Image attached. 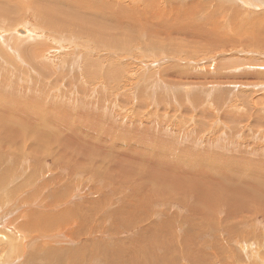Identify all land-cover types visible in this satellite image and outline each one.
<instances>
[{
  "label": "bare ground",
  "instance_id": "bare-ground-1",
  "mask_svg": "<svg viewBox=\"0 0 264 264\" xmlns=\"http://www.w3.org/2000/svg\"><path fill=\"white\" fill-rule=\"evenodd\" d=\"M29 11L33 37L18 23ZM241 41L260 58L196 68H214L213 80L173 82L161 65L177 52L207 64L214 57L205 52L229 45L234 52ZM7 44L13 57L0 47V264H264V133L255 135L264 117V0H0V46ZM147 46L140 65L125 63L132 77L123 88L147 94L153 106L134 120L108 118L121 85L117 58ZM244 87L253 90L246 95ZM221 88L216 113L190 94L201 89L210 99ZM227 102L231 114L247 107L245 116H229ZM175 117L182 125L171 124ZM116 122L127 125L123 138Z\"/></svg>",
  "mask_w": 264,
  "mask_h": 264
},
{
  "label": "rangeland",
  "instance_id": "rangeland-1",
  "mask_svg": "<svg viewBox=\"0 0 264 264\" xmlns=\"http://www.w3.org/2000/svg\"><path fill=\"white\" fill-rule=\"evenodd\" d=\"M24 16H23V18H21L19 21H18V23H19V25L21 24L22 26H24L25 27V25H26V27H28L29 29H28V33H29V37H33V26H32V23L31 22H33L34 20L33 19H31L32 17H31V13H30V11L28 12V13H26V12H24V14H23ZM28 16V17H27ZM26 18V19H25ZM16 24H17V20H15L14 21ZM28 22V23H27ZM30 23V24H29ZM20 25V26H21ZM30 30V31H29ZM32 33V34H31ZM32 35V36H31ZM225 35H227V34H225ZM39 37V36H38ZM37 37V38H38ZM39 40L40 39H42L41 38V36L38 38ZM25 40V39H24ZM44 40V39H43ZM12 39H10V43H12ZM38 41V40H37ZM41 41V40H40ZM25 42V41H24ZM31 42V43H30ZM47 42V43H46ZM29 45L30 46H32L33 45V43H32V41H30L29 40ZM41 43H43V42H41ZM44 43H46L47 45H52L53 43H51L50 42V40L48 41V40H46V41H44ZM244 43V44H243ZM54 45V44H53ZM52 45V46H53ZM244 45V46H243ZM246 44H245V42L244 41H241L240 43H239V46L238 47H236L235 49H233L232 51H234V52H231L230 51V49H231V45H229V51L228 50H226V49H216V50H213V49H210L209 50V52H205L203 55H201V56H205V55H209V57H214V59H213V61L212 62H210V60L209 61H207V62H205V63H207V64H204V62H200V61H198V59L196 58L195 59V61H191V59H190V61L188 60V59H186V55L187 54H185V53H183V52H177V54H174V55H171L172 56V59L173 60H171L170 61V63H167L166 62V64H162L161 63V65L162 66H167L169 69H168V72H167V75H168V78L169 79H171V80H173V82H176V79H179V80H183V83H186V81H187V83H189V82H191V83H194L193 81L194 80H196V78L198 79V80H196V81H199L200 80V82L199 83H202V81H203V79H201V77L202 76H204V75H208L207 76V81H209V80H213V78H212V75L213 74H215V76L218 74L217 72H216V70L213 68V70H208V71H202V70H199L198 69V71H196V68H198V67H205V66H216V65H222V64H225V63H227V62H229V66H233L234 64H235V62L234 61H236L237 59L239 60H241V58L243 59V60H255L254 58L255 57H257V58H260L258 55H257V52L255 51L256 49H253V48H251L250 46H248V44L245 46ZM243 46V47H242ZM1 48H2V52H6L5 54L7 55V57H13L12 55H13V53H12V51L10 50V44H7L6 46H0ZM201 48V46L200 47H197V50L199 51V49ZM239 49V51H236V50H238ZM219 50V51H218ZM229 53H228V52ZM142 52V53H141ZM131 53V54H130ZM145 53V54H144ZM166 54H168L169 52H165ZM221 53V54H220ZM226 53V54H225ZM239 53V54H238ZM12 54V55H11ZM148 54H150V49H149V47L147 46V48H145V49H139V50H137V49H135V50H129V51H127L126 52V56H128L127 58L124 56V57H121V58H119L118 56H119V54L117 55V63H116V66H115V69L117 70V72H116V75H115V80H117L116 82H117V84L118 83H120L121 82V85L120 84H118V85H120V86H118L119 88H118V90L115 92V95H114V102H113V104H114V107L112 108L113 109V111H110V113L108 114L109 115V117L108 118H112L113 119V117H114V119L115 120H117L119 117H124V116H126L127 118H126V120L128 121V119L129 120H134V118H135V116L137 115L136 114V110H139V111H141V110H144V109H147V107H149V108H151L153 105H152V103H151V101H150V99H148V95L147 94H142V93H139L138 95L137 94H134V92L132 91V90H128V89H126V88H123V86L126 84V79L129 77H132V73H129L128 72V70H127V68H126V64H127V66H131V67H136L137 65H140L141 64V61H136V59L137 58H140L141 60H143V58H145L146 56H149ZM190 55H194L193 53H191ZM212 55V56H211ZM132 56H134V57H132ZM195 56V55H194ZM254 57V58H253ZM220 58V59H219ZM113 59H115V58H113ZM122 59V60H121ZM126 59V60H125ZM222 59V60H221ZM5 61V59L1 56V52H0V61ZM124 60V61H123ZM131 60V61H130ZM175 60V61H174ZM188 60V61H187ZM123 62V63H122ZM195 62V63H194ZM211 63V65H210V63ZM48 63V62H47ZM47 63H45L46 65H47ZM126 63V64H125ZM202 63V64H201ZM204 64V65H203ZM121 70V71H120ZM122 70H124L123 72H122ZM48 71H54L53 73H55L56 75H58V70L56 69V68H50V70H48ZM249 71V70H248ZM201 72V73H200ZM121 73V74H120ZM122 73L124 74V75H122ZM229 74H231V75H238V73H237V71L235 70V69H233L231 72H228ZM76 74H78V72L76 73ZM199 74V77H200V79H199V77L198 76H196V75H198ZM120 75V76H119ZM171 75V76H170ZM221 75H222V72H221ZM225 75V74H224ZM223 75V76H224ZM71 77H74V74H72L71 75ZM70 77V78H71ZM113 77V76H112ZM124 77V78H123ZM187 77V78H186ZM70 78H69V80H70ZM184 78H186L185 80H184ZM195 78V79H194ZM209 78V79H208ZM119 79H120V81H119ZM191 80V81H190ZM195 81V82H196ZM198 82H196V84H197ZM207 85H210L209 83H206ZM170 85L171 86H173V84L172 83H169V88H170ZM210 86H212V85H210ZM122 88V89H121ZM172 89H173V87H171ZM246 88H247V90H246ZM242 92H244V93H246V95L248 94V92H250V91H252L253 90V88L251 89V87H244L243 89H241V88H239ZM126 90H127V92H126ZM224 91V89H219L218 91H216V95H214L215 94V91L212 93V95L210 96V99L209 98H206V97H204V96H202V95H199V94H203L202 92H201V89H193L192 91H191V96L192 97H196V100L197 101H204V100H206V101H204V107H202V108H206V110H207V113H209V111H213V112H217L216 111V108H213V107H211L212 106V102H214V101H217L219 98H223V91ZM123 91V92H122ZM219 92H222V94H220ZM240 92V91H239ZM170 94V92L169 91H166L165 93H163V95H165V96H167L168 97V95ZM218 94V95H217ZM140 95V96H139ZM145 95V96H144ZM135 96H138V97H135ZM142 96V97H141ZM116 97V98H115ZM135 97V98H134ZM147 97V98H146ZM256 97H261V95H257ZM127 98V99H126ZM139 100H138V99ZM242 98H245V97H242ZM141 99V100H140ZM146 99V100H145ZM151 100H152V98H151ZM230 100V97H228V99H227V101H229ZM247 101L249 100V99H246ZM148 101H149V103H148ZM174 101V100H173ZM141 102H143V103H141ZM147 102V103H146ZM208 102H210V103H208ZM154 103V102H153ZM188 103V100L187 99H185V104L183 105V108L186 110V111H188L189 112V115L191 116V118L193 117V115H194V117H197V112H198V110H199V108H196V109H194V107H192V106H190V105H188L187 104ZM228 103V104H227ZM226 104L229 106L230 105V103L229 102H227ZM158 104H156L155 105V109H161V108H163V109H166L167 111H171L172 110V107H170V105H166L164 102H163V104H161V105H165L166 106V108L165 107H161L160 108V105H158ZM172 105H173V107L176 109V110H179L180 112L183 110H181V109H179L177 106H176V102H174V103H172ZM210 105V106H209ZM102 106H104V105H102ZM207 106H209V107H207ZM263 106H264V104H263ZM129 107V108H128ZM146 107V108H145ZM211 107V108H210ZM230 107V106H229ZM229 107H227V110H228V113L230 114L229 116H233V115H235V114H231V111L233 110V108L232 107H230V109H229ZM132 108V109H131ZM224 108L226 109V106H224ZM224 108H222V110H225ZM238 108L240 109V110H237L236 108V111H237V115H235V116H245V113H246V110H245V108H247V107H242L240 104L238 105ZM191 109V110H190ZM214 109H215V111H214ZM232 109V110H231ZM197 110V111H196ZM129 111L130 112H133V114H130L129 113ZM177 112V116L176 117H178V116H180V112ZM119 112V113H118ZM142 112V111H141ZM187 112V113H188ZM224 112V111H223ZM121 113V114H120ZM115 114V115H114ZM117 114V115H116ZM127 114L129 115V116H127ZM263 115H264V112L262 113ZM226 115V114H225ZM112 116V117H111ZM173 118L172 119V123L171 124H177V125H182V119H180V118H178L179 120H177V118ZM193 119V118H192ZM253 119L254 118H251L250 117V120H249V124H252L253 123ZM144 120V119H143ZM256 120H257V122L258 123H260L259 125H256L255 126V129H256V131H257V133L255 134V135H259V134H262L263 135V130H264V117H258V118H256ZM259 120V121H258ZM107 121V122H106ZM106 121H104V123L102 122L101 123V125H105L106 127H108V126H110L111 125V123H112V121H111V119H109V120H106ZM177 121V122H176ZM229 121V120H228ZM233 121H234V119H233ZM233 121L232 120H230L229 122V124L231 125V126H235V124H237L238 125V123H239V121L237 122L236 120L234 121V124H233ZM181 122V123H180ZM196 122H197V120H196ZM205 122V121H204ZM235 122H237V123H235ZM202 124L203 123V121H198V123L197 124ZM245 123V122H244ZM117 124H118V127H117ZM192 123H190V125H191ZM243 124V123H242ZM124 125V127L125 128H123V126L121 125H119V123L118 122H116V125H114V126H112V128L114 129L115 128V130H113L114 131V133H115V135H119V137L120 138H123V132L125 131V129H126V124H123ZM236 125V126H237ZM198 126V125H197ZM229 126V125H228ZM190 127V126H189ZM191 127H195V125L194 124H192L191 125ZM116 128H118V129H116ZM122 128V129H121ZM142 128V127H141ZM129 129V128H128ZM130 129H132V132H134L135 131V129L134 128H130ZM121 131V132H120ZM140 132V131H139ZM138 133V132H137ZM128 135H134V133H129ZM137 135V134H136ZM139 135V134H138ZM149 135L150 136H153L152 135V132H149ZM66 137V136H65ZM24 140L26 141V142H29L28 140H27V138H24ZM249 141H250V143L252 142H254L255 140H252V138H249ZM238 143H241V142H238ZM257 144H258V142H256ZM57 146V144H54V145H50V147H56ZM250 146H251V144H249L248 145V148H250ZM58 147H61V146H57L56 148H58ZM61 148H63L66 152H71L70 154H77V152H74V148L73 147H71V146H65V147H61ZM199 150H203V148L201 147V148H199ZM249 150V149H248ZM79 153H80V151L79 150H77ZM251 153V151L249 152V154ZM78 155V154H77ZM83 155V157L84 158H86V156H84V154H82ZM31 159H32V155H28ZM91 158V157H90ZM30 159V160H31ZM102 161H104V160H102ZM54 163H56L52 158H50L49 157V159H48V164H49V167H52V165L54 164ZM31 164V163H30ZM106 169V171L107 172H109L110 173V171H109V169L108 168H105ZM64 171H66V170H63V171H60V174H63L64 173ZM67 171H69V169L67 170ZM44 190L45 191H47V190H49V186H46V187H44ZM256 216L258 217V218H260L261 216H262V213H256ZM83 221V222H82ZM80 222H81V224H79V226L80 227H86V221H85V219L83 220V218H80ZM83 223V224H82ZM255 223H257V222H255ZM109 237H108V240H110L109 238H112V240L115 238V236L111 233V232H109ZM113 235V236H112ZM121 239V238H120ZM132 239V237H127V238H124V239H122L121 241L122 242H124V241H127V242H129L130 240ZM221 239L223 240V237H221Z\"/></svg>",
  "mask_w": 264,
  "mask_h": 264
}]
</instances>
